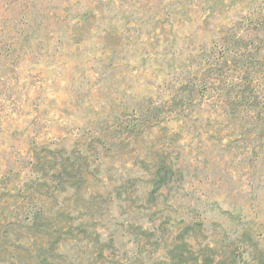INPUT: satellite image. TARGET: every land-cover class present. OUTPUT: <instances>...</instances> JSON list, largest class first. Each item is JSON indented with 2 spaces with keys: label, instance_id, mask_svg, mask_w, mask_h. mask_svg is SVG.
<instances>
[{
  "label": "rangeland",
  "instance_id": "obj_1",
  "mask_svg": "<svg viewBox=\"0 0 264 264\" xmlns=\"http://www.w3.org/2000/svg\"><path fill=\"white\" fill-rule=\"evenodd\" d=\"M0 264H264V0H0Z\"/></svg>",
  "mask_w": 264,
  "mask_h": 264
}]
</instances>
